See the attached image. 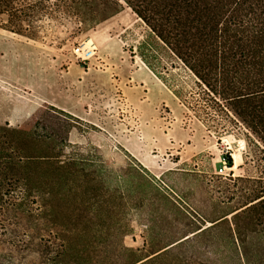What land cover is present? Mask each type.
<instances>
[{
	"label": "rangeland",
	"instance_id": "1",
	"mask_svg": "<svg viewBox=\"0 0 264 264\" xmlns=\"http://www.w3.org/2000/svg\"><path fill=\"white\" fill-rule=\"evenodd\" d=\"M115 2L106 15L96 1L45 20L35 48L0 29V114L33 112L0 118V264H241L233 223L264 242V212L233 219L264 200V101L233 97L260 78L217 66L202 80ZM89 40L97 53L83 67L73 50ZM130 65L149 67L173 101H103L96 70ZM78 99L87 121L45 103ZM252 252L264 264V248Z\"/></svg>",
	"mask_w": 264,
	"mask_h": 264
},
{
	"label": "trees",
	"instance_id": "2",
	"mask_svg": "<svg viewBox=\"0 0 264 264\" xmlns=\"http://www.w3.org/2000/svg\"><path fill=\"white\" fill-rule=\"evenodd\" d=\"M96 1L102 15L116 6L115 0H0V29L35 41L45 20L78 18V9L90 4L96 6ZM124 1L202 80L217 76L213 71L217 66L228 67L227 72L233 71L235 76L254 72L260 78L254 85L255 92L233 98L246 107L253 100L264 101V0ZM237 89L234 85L233 92ZM225 161L231 168L232 160L225 158ZM259 210L264 212V200L236 213L233 219ZM255 222L254 233L264 237V213H259ZM233 224L239 261L255 264L252 251H261L264 242L253 239L251 242L245 227L237 222ZM204 231L199 230L198 234Z\"/></svg>",
	"mask_w": 264,
	"mask_h": 264
},
{
	"label": "crops",
	"instance_id": "3",
	"mask_svg": "<svg viewBox=\"0 0 264 264\" xmlns=\"http://www.w3.org/2000/svg\"><path fill=\"white\" fill-rule=\"evenodd\" d=\"M8 38L14 40L16 42H20L22 44L32 46L35 48V44L32 41L24 42L19 40V36L10 34L7 35ZM129 67V68H128ZM99 73V75H98ZM96 75H98V84L97 87L100 91V95L103 98V101L119 100L123 101H130V99L135 98L137 101L141 102L149 98V95L153 94L154 97H160L162 99H169L171 101L172 97L175 95L170 91L162 81L155 75V73L146 65L136 67L133 65L127 66V68H119V67H110L107 68L103 72H99L96 70ZM119 76V77H118ZM85 79V78H84ZM134 91V92H133ZM136 93V97L134 94ZM146 97V98H143ZM47 105H52V107H56V109H61V111L76 117L80 120L87 121L89 120L88 114V102L83 99H78L76 104H67V105H57L56 103H52L50 101H45ZM118 104V101L116 102ZM108 104H110L108 102ZM31 104L25 103L24 107L18 105V111L13 107L5 108L2 114H0V118L4 120V118L9 121H12V118L21 117L24 118L30 116ZM23 111V113L21 112ZM35 111V108L34 110ZM2 123V121H1Z\"/></svg>",
	"mask_w": 264,
	"mask_h": 264
},
{
	"label": "built area",
	"instance_id": "4",
	"mask_svg": "<svg viewBox=\"0 0 264 264\" xmlns=\"http://www.w3.org/2000/svg\"><path fill=\"white\" fill-rule=\"evenodd\" d=\"M96 53L97 47L91 40L85 41L73 50L75 60L83 67L88 66L90 61L95 57ZM226 170L229 169L227 168L226 161L224 160L223 167L220 168L219 174H223Z\"/></svg>",
	"mask_w": 264,
	"mask_h": 264
},
{
	"label": "bare ground",
	"instance_id": "5",
	"mask_svg": "<svg viewBox=\"0 0 264 264\" xmlns=\"http://www.w3.org/2000/svg\"><path fill=\"white\" fill-rule=\"evenodd\" d=\"M236 159H237V157L235 158V162H236ZM235 168H236V166H235ZM234 169V168H233Z\"/></svg>",
	"mask_w": 264,
	"mask_h": 264
}]
</instances>
